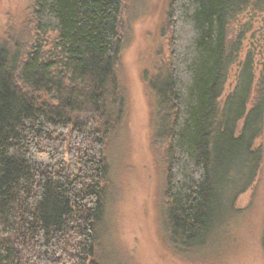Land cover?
Segmentation results:
<instances>
[{
  "label": "trees",
  "instance_id": "16d2710c",
  "mask_svg": "<svg viewBox=\"0 0 264 264\" xmlns=\"http://www.w3.org/2000/svg\"><path fill=\"white\" fill-rule=\"evenodd\" d=\"M121 1L34 0L27 49L0 44V264L102 260L104 146L124 113L115 77ZM248 7L264 8V0H172L169 7L170 70L153 87L166 122V232L180 257L211 252L259 166L264 96L246 110L249 59L233 93L219 100L236 60L228 23ZM261 242L264 252V235Z\"/></svg>",
  "mask_w": 264,
  "mask_h": 264
},
{
  "label": "rangeland",
  "instance_id": "374dc122",
  "mask_svg": "<svg viewBox=\"0 0 264 264\" xmlns=\"http://www.w3.org/2000/svg\"><path fill=\"white\" fill-rule=\"evenodd\" d=\"M172 0H122L119 18L121 53L115 77L124 97V113L104 146L108 167L104 221L97 250L100 264H264V121L254 149L259 166L254 181L240 194L235 214L225 218L211 252L192 258L169 249L164 196V112L158 116L153 81L170 70ZM34 0H0V44L33 36ZM51 35L47 36L52 39ZM227 41L236 60L228 67L221 105L236 88L249 59L252 82L248 110L264 96V8L248 7L230 20ZM156 83V82H155ZM167 113V112H166ZM159 119L160 130L155 127ZM241 125V123H240ZM93 125L88 123V129ZM157 134V135H156ZM249 171V170H248ZM232 189L226 194L230 200ZM229 217V218H228ZM228 218V219H227ZM228 221V223H226Z\"/></svg>",
  "mask_w": 264,
  "mask_h": 264
}]
</instances>
